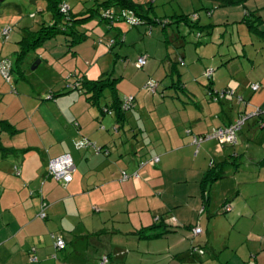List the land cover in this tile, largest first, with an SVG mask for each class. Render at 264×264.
<instances>
[{
    "label": "crops",
    "instance_id": "0c3cea01",
    "mask_svg": "<svg viewBox=\"0 0 264 264\" xmlns=\"http://www.w3.org/2000/svg\"><path fill=\"white\" fill-rule=\"evenodd\" d=\"M132 1L166 5V22L175 18L186 24L183 17L211 12L206 17L213 23L200 26L201 14L196 22L208 34L221 18L226 25L232 18L258 40L230 42L232 53L216 50L195 73L184 63L176 80L181 93L170 102L121 82L119 99L131 96L135 106L120 120L112 103L100 110L86 101L83 90L69 91L66 80L58 91L49 90L53 99L43 98L46 91L36 96L0 84V264H101L104 256L105 264H264V38L254 31L264 32V0ZM232 7L233 17L227 10ZM210 68L214 75L208 82ZM252 85L259 87L253 91ZM221 90L234 95L213 101L209 93ZM257 109L260 113L238 131L237 144L192 143V135L229 126ZM82 140L94 143L99 153L77 149ZM65 154L75 171L63 186L46 173L49 160ZM154 157L157 163L149 165ZM211 168L222 169V177L206 182ZM194 227L202 233L193 236ZM57 237L65 242L63 250L56 248ZM193 246L204 254H193Z\"/></svg>",
    "mask_w": 264,
    "mask_h": 264
},
{
    "label": "rangeland",
    "instance_id": "374dc122",
    "mask_svg": "<svg viewBox=\"0 0 264 264\" xmlns=\"http://www.w3.org/2000/svg\"><path fill=\"white\" fill-rule=\"evenodd\" d=\"M60 1L69 7L72 19L84 17L91 9H98L97 12L92 13V18L79 26L80 32L85 33L87 39L79 45L68 47L66 37L62 34L58 35L46 40L41 46L30 48L20 64H17V57L22 47L19 41L25 35L24 31L26 29L32 32L40 30L43 22L51 21V14L47 10V3L44 0H5L0 3V32L4 29L10 30L7 40L0 36V60L7 59L13 65L10 81L7 82L0 74V84L9 88L12 87L18 93H20L18 89L20 91L29 90L36 96L40 91H46L42 94L43 98L49 99L51 96L50 89L58 91L56 89L62 85L64 80L68 81L70 85L80 82L78 76L80 75L87 80H99L101 78L116 80L113 87L118 96H122L125 89L124 87L122 90L121 85L123 84L121 82L127 81V88H130V84L132 88L133 85L137 84L141 94L154 97L144 90L145 83L151 79L159 83L158 94L165 95L166 102H170L172 97L181 93L177 86H172L170 83L171 79L173 83L179 79L178 68L181 71L186 70L184 66L182 67L184 63L192 73H195L199 63L201 61L206 62L215 54L216 50L220 49L222 53H232L234 46H229L230 42L231 45H235L240 43L239 40L242 39L245 44H248L246 42L248 37L258 40L254 35H249L244 31L243 27L238 28L239 25L232 22V18L228 22L229 25H226L224 23L226 21L225 16L224 20L222 18L219 20L220 26L215 28L213 34H208L204 28L199 27L191 30L186 24L174 21L175 18H169L166 22V5L159 3L154 5L147 3L143 6L148 11L147 17L151 23L131 27L125 21H117L113 26L102 21L100 16L103 12L100 5L102 0ZM59 7H64V5L60 3ZM198 7L201 8V6ZM227 10H231L229 11L230 16L233 17L235 8L232 7ZM222 11L223 9L219 8L217 13L222 14ZM236 13L237 15L241 14L240 17H242L243 10ZM199 14L202 17L201 21L198 22L200 26L213 23L210 18H207L211 16L210 12L204 10L193 13L190 16V21L196 23ZM214 20L216 21V17ZM116 33H121L123 43H117L110 50V42ZM224 33L225 35L220 38L221 44L219 45L218 37ZM222 41L224 42L222 43ZM79 50L82 51L79 52ZM139 55H144L147 58V65L142 69H138L135 65ZM179 55L185 58L180 60ZM37 61L40 63L35 69H32ZM241 62L244 64L242 59ZM172 66L175 67L176 72L171 69ZM236 66L234 63L231 67ZM242 69L246 70L245 67ZM122 76L124 78H121ZM205 78L208 82L210 81L207 77ZM144 80H146L145 83ZM142 81L143 84L141 85ZM194 81L193 79L192 82ZM200 86L197 85L199 90L203 89L204 91V87ZM101 95L102 107L113 103L110 87H105ZM160 97L158 98L161 99ZM155 104L159 103L150 101V105L154 106ZM130 110L132 111L133 108ZM93 112H98V115H101L100 111L95 108ZM109 113L108 111L106 114ZM156 135L153 133L152 136ZM156 151L162 153L159 149H156L155 153ZM162 151L164 150L162 149ZM142 159H145V156ZM144 162L143 160L142 163L144 164ZM149 165L153 166L154 164L149 163Z\"/></svg>",
    "mask_w": 264,
    "mask_h": 264
},
{
    "label": "trees",
    "instance_id": "16d2710c",
    "mask_svg": "<svg viewBox=\"0 0 264 264\" xmlns=\"http://www.w3.org/2000/svg\"><path fill=\"white\" fill-rule=\"evenodd\" d=\"M5 0L0 1L3 2ZM47 3V10L51 14V21L49 22H43L41 24V28L38 31L32 32L30 30H25V35H23L22 39L19 41L21 44V48L18 52V57H17V64H20L22 58L26 56L30 48H36L37 46H41L46 40H50L53 37H56L58 35H64L66 38V43L68 47H71L73 45H79L82 42H84L87 39V36H85V33H81L79 30V26L87 21L88 19L92 18L94 12H97L98 9H91L87 14L83 17H79L76 19H72L73 17L71 16V11L67 14L62 13L61 9L59 7V4L61 3L60 0H44ZM103 8V12L101 13V20L106 21L110 26H113L115 22L117 21H124L121 18V14L125 10H131L133 11L136 16L142 21V23H151L149 20L148 16V11L144 9L143 5H137L135 4L132 0H102V3L100 4ZM111 11L114 14V17L112 18H104L103 14L105 11ZM91 12V13H90ZM182 21L185 22L188 26L191 28L193 27H198L196 23L192 24V21L186 16L182 18ZM191 22V23H190ZM246 22L249 23V28L255 27L251 25L252 23L249 20H246ZM201 28V27H199ZM254 31L262 36L264 38V32H259L257 28L255 27ZM108 32V31H107ZM121 33H116L112 40L113 44L109 46L110 50L113 49V47L117 43H123V39H121ZM35 50V49H34ZM19 67V65H18ZM174 67V66H172ZM12 71H13V66H12ZM107 81H109L107 83ZM116 80H111L110 78L107 79H99V80H87L83 78L80 80V86L75 89H70L69 91H75V90H83V94L86 95V101L95 107H98L100 110L103 109V107L100 105V101L102 99V91L105 87H110V90L112 92L113 96V107L115 109L117 118L123 119V116L125 114V111L122 110L121 105H122V100L119 99L118 93L114 89V83ZM179 82H175L172 86L178 84ZM81 87V88H80ZM181 88V86L179 87ZM66 94L64 93H59L57 96ZM52 99L54 98L53 93L51 92ZM157 96H161L162 94L159 95L157 91ZM155 96V95H154ZM133 98V97H132ZM163 98V97H162ZM134 102V99H133ZM105 108V107H104ZM4 155L7 154L8 150L7 149H1ZM222 177V169H220L219 172H214L213 168L208 170L206 172L204 181L206 182H212L215 181L219 178ZM155 228H158L155 226L149 228V230H152ZM165 232L161 233H156V234H151L147 235V238H157V237H162Z\"/></svg>",
    "mask_w": 264,
    "mask_h": 264
},
{
    "label": "built area",
    "instance_id": "2783aa9c",
    "mask_svg": "<svg viewBox=\"0 0 264 264\" xmlns=\"http://www.w3.org/2000/svg\"><path fill=\"white\" fill-rule=\"evenodd\" d=\"M64 7H60L61 11L65 14H67L69 12V7L65 4H63ZM211 14V12H210ZM104 18H112L114 17V14L111 11H105L103 14ZM121 18L131 27H135V26H139L142 25V21L136 16V14L131 11V10H125L122 12L121 14ZM9 29H4L2 32H0V36L2 38H4L5 40L8 39V35H9ZM150 32V31H149ZM200 36V34H199ZM113 44V40H111L110 42V46ZM136 67L138 69H142L143 67H145L147 65V58L146 56H142L140 58H138V60L135 63ZM12 63L9 60H0V74L3 76V78L9 82L10 81V77H11V73H12ZM214 75V69L210 68L207 69L205 71V77H207L208 80H211L212 77ZM80 86V82H75L74 84H68V87L70 89H75L78 88ZM158 87H159V83L154 81V80H148L145 85H144V90L150 94V95H156L157 91H158ZM258 85H252L251 89L253 91H256L258 89ZM211 95V98L213 101L217 102L220 101L222 99H224L227 95H234V91L233 90H221V91H211L209 93ZM49 99H52V95L49 96ZM238 102L239 103H244L243 98L242 97H238ZM134 107V102H133V98L132 97H124V99H122V105L121 108L123 111L127 112L128 110H130L131 108ZM260 113V110H255L252 113L249 114H245L242 113L237 120L230 124L229 126L226 127H220L217 128L215 130H213L211 133L202 135V136H197V135H192L191 132L189 130L186 131V133L188 135H192V143L194 145H196L197 147L204 141H208V140H216L217 142H219L220 144H230V145H235L237 144V135H238V131L240 130V128L242 127V125L244 124V122L251 116H257ZM86 147H93L95 149V151L97 153H99L100 149L97 148L95 146L94 143L90 142L89 140H82L79 143L76 144V148L77 149H81V148H86ZM158 158L155 159H151L150 161H148V163L150 164H155L157 163ZM75 171V167L72 161V158L70 155L65 154L53 159H50L48 162V166H47V177L51 178L59 183H61L63 186L68 185L73 178V173ZM137 176V174H135ZM128 179V175L122 171L121 172V180L125 181ZM225 212H229L230 211V206L229 205H225L224 207ZM40 217L41 218H45L46 215L43 212V210L40 213ZM202 233L201 228L199 227H194L192 229V235L193 236H197L199 234ZM56 248L63 250L65 248V242L63 239L57 237L56 238V242H55ZM191 252L193 254L197 253L198 255H203L204 251L202 250V248H199V246H193L191 249ZM108 262V257L104 256L101 259V264H105Z\"/></svg>",
    "mask_w": 264,
    "mask_h": 264
},
{
    "label": "water",
    "instance_id": "95a60500",
    "mask_svg": "<svg viewBox=\"0 0 264 264\" xmlns=\"http://www.w3.org/2000/svg\"><path fill=\"white\" fill-rule=\"evenodd\" d=\"M0 1H2V0H0ZM39 63H40V61H37V62L35 63V65L33 66V68H32V69H35V68H36V66H37Z\"/></svg>",
    "mask_w": 264,
    "mask_h": 264
}]
</instances>
